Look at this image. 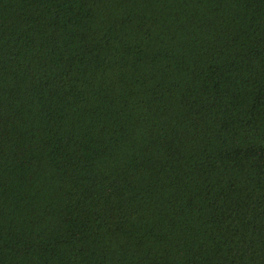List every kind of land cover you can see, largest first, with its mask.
Returning <instances> with one entry per match:
<instances>
[{
	"label": "trees",
	"instance_id": "obj_1",
	"mask_svg": "<svg viewBox=\"0 0 264 264\" xmlns=\"http://www.w3.org/2000/svg\"><path fill=\"white\" fill-rule=\"evenodd\" d=\"M0 264H264V0H0Z\"/></svg>",
	"mask_w": 264,
	"mask_h": 264
}]
</instances>
